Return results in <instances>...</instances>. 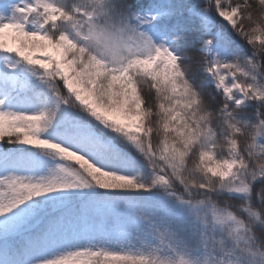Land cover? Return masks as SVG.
I'll list each match as a JSON object with an SVG mask.
<instances>
[{"label":"snow or ice","instance_id":"snow-or-ice-1","mask_svg":"<svg viewBox=\"0 0 264 264\" xmlns=\"http://www.w3.org/2000/svg\"><path fill=\"white\" fill-rule=\"evenodd\" d=\"M0 264H264V0L0 2Z\"/></svg>","mask_w":264,"mask_h":264}]
</instances>
